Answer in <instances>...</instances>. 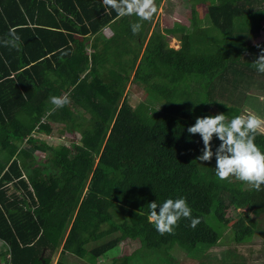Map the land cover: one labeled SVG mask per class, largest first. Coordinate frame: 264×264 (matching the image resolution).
<instances>
[{
	"label": "trees",
	"instance_id": "obj_1",
	"mask_svg": "<svg viewBox=\"0 0 264 264\" xmlns=\"http://www.w3.org/2000/svg\"><path fill=\"white\" fill-rule=\"evenodd\" d=\"M187 3L193 28L162 32H180V47L170 48L155 27L140 55L146 35L132 36L136 17H118L103 0H0V41L10 29L21 38L19 51L0 43V264H51L57 251L55 264L69 257L96 264L107 254L109 264H133L140 252L170 264L173 248L198 260L224 233L236 246L256 235L264 191L220 182L214 158L197 160L203 142L187 128L197 117L239 115L223 101L238 87L247 91L251 74L264 90V74L252 66L264 48V0L210 1L201 27L194 15L206 2ZM127 82L145 102H120ZM63 95L71 103L53 110L49 98ZM55 124L79 132L80 143L27 147L35 142L25 141L29 135H50ZM219 143L213 140V151ZM255 143L264 151V133ZM33 149L49 162L37 165ZM179 197L200 223L192 228L182 219L174 235L161 236L148 204ZM239 209L248 224L230 225ZM125 240L139 247L112 255Z\"/></svg>",
	"mask_w": 264,
	"mask_h": 264
},
{
	"label": "clouds",
	"instance_id": "obj_2",
	"mask_svg": "<svg viewBox=\"0 0 264 264\" xmlns=\"http://www.w3.org/2000/svg\"><path fill=\"white\" fill-rule=\"evenodd\" d=\"M103 5L118 17L135 16L137 22L130 25L133 35L141 32L143 24H150L158 12L156 0H103ZM149 28L151 29L150 26ZM152 30L153 28L149 34ZM20 40L15 29H10L9 38L0 43L19 51ZM252 66L259 74H264V48H261L252 61ZM49 99L53 110L71 103L67 95L51 96ZM261 129H264V118L245 108L244 114L232 118L223 113L197 117L194 125L187 128V132L189 135H199L202 139V154L197 160L210 163L214 158L215 176L220 182H240L249 190L260 192L264 191V151L255 140ZM214 139L220 142L215 151L212 146ZM148 208V220L161 236L174 235L182 219L189 220L192 228L200 223L199 218L192 216V209L184 197L169 198L160 204L151 202Z\"/></svg>",
	"mask_w": 264,
	"mask_h": 264
},
{
	"label": "rangeland",
	"instance_id": "obj_3",
	"mask_svg": "<svg viewBox=\"0 0 264 264\" xmlns=\"http://www.w3.org/2000/svg\"><path fill=\"white\" fill-rule=\"evenodd\" d=\"M188 0H165L162 1L159 6H158V12L154 15L152 21L150 24H143L142 30L139 34L133 35V37H136L137 40H140L141 37L142 39L147 33V30L149 26L151 29L157 28L158 31L161 33L167 29H177V28H184L188 29L193 25H191V7L187 3ZM190 1V0H189ZM210 1L214 0H204L206 4H202L201 7L200 5L197 6V10L194 17L195 19V24L197 27H201L203 23H205V13L207 9V5H209ZM199 8V9H198ZM137 20V18H136ZM191 28V29H192ZM145 36L146 38L143 39V42L141 44L140 48V55L143 53V50L145 46V43L148 41V36L150 35V30ZM106 33V32H104ZM164 33V32H163ZM262 33V32H260ZM180 32H178L177 35H166L163 34L165 37V42L166 44L173 49H178L180 47V42L176 38L180 37ZM102 35V34H101ZM105 35L110 36V33H106ZM262 38L264 39L263 34L258 38V41ZM122 40L126 42L124 34L122 37ZM130 45H132L131 42H129ZM134 44V48L136 47V44ZM86 49V46H85ZM232 54V53H231ZM123 53H120V58H122ZM232 57V56H231ZM103 66L101 65L100 69H102ZM251 80L249 81V85L247 86V91L245 87L243 88V92L241 89L238 87V94H241V96L244 98V102L240 103V100H236L237 97L234 99L229 100L230 95L228 97V103L224 100L223 103L225 102L227 104L234 103L236 106L239 108V115L244 114V109L247 108L251 111V113L256 114L262 118H264V90L260 86L259 79H257L255 74H251ZM243 84V83H241ZM125 89L123 92V96L120 99L121 100L126 97L128 103L135 107L141 102H145V94L144 93H139L137 90L133 88V86L128 85V82L125 84ZM136 91L138 93H136ZM236 92V91H235ZM229 93L226 94V96ZM234 101V102H233ZM155 107H159V102L154 101ZM78 111H83V109H78ZM215 111V108H212V112ZM57 127L52 135L50 136H44V135H38L32 133L31 135L26 138L27 139H34L35 142L30 143L27 141V147H32L34 145H37L38 147L41 146V143H44L45 145L52 146V147H58V146H66L70 147V144L73 142H79L81 139V134L79 132L72 131V133L69 132H63V127L62 125L55 124ZM262 133H264V129L260 130ZM24 141V146H26V143ZM32 154L37 157L38 164L37 165H43L44 163L49 162V157L46 158V154H44L41 150L38 149H33ZM96 162V161H95ZM35 168V167H34ZM30 172H33V169L29 167L27 170H23L24 177ZM244 209H239L238 212L235 213L234 219L230 223H234L238 219H243L242 223L245 225L248 224V221L244 219ZM122 215V210L121 209H116V214H115V219L120 218ZM264 219V216L263 218ZM256 226L254 222V227L256 226V235L253 237V239L248 242V243H243L242 245L236 246L234 242L230 239V236L226 233L223 234L219 242L211 249L205 252L204 257L201 259H193L190 257L191 255L188 254L186 251L179 249V248H173L170 252V255L173 259H171L170 264H263L264 263V220L259 222ZM262 230V233L259 231ZM94 245V243L92 244ZM139 247V244L137 241H129L125 240L122 241L118 244L117 248H114L112 250V255L115 256H122V255H130ZM145 252V251H144ZM59 252L57 251L56 253L53 254V257L51 259V264H55L57 257H58ZM155 254V253H154ZM234 255V256H233ZM111 254H107L104 257H101L98 259L96 264H109V257ZM68 259V264H87L81 260H78L74 257H69ZM133 264H167V263H161L157 255H149V253H146V256L140 252L138 255H136L132 261Z\"/></svg>",
	"mask_w": 264,
	"mask_h": 264
},
{
	"label": "crops",
	"instance_id": "obj_4",
	"mask_svg": "<svg viewBox=\"0 0 264 264\" xmlns=\"http://www.w3.org/2000/svg\"><path fill=\"white\" fill-rule=\"evenodd\" d=\"M162 1H164L165 2V0H159V4L162 2ZM104 32H106V33H110L109 31H107V29L106 28H104L103 30H102V32H101V34H102V36L105 38L107 35H105L106 33H104ZM86 52L88 53L89 51H92V48H91V46H90V42H89V44L87 45V47H86ZM101 67V66H100ZM100 67H98V69L97 70H100ZM82 77V76H81ZM235 97H237V99L238 98H242V96H241V94H238V92L236 91V92H234L233 94H231L230 95V98H229V100H232V99H234ZM34 134H38V135H44V136H50V135H52V134H50V135H45V134H41V133H36V132H33ZM0 245H1V243H0ZM2 250V249H1Z\"/></svg>",
	"mask_w": 264,
	"mask_h": 264
},
{
	"label": "water",
	"instance_id": "obj_5",
	"mask_svg": "<svg viewBox=\"0 0 264 264\" xmlns=\"http://www.w3.org/2000/svg\"><path fill=\"white\" fill-rule=\"evenodd\" d=\"M43 252H44V251H42V253H41L40 257H39L40 259H42V256H43Z\"/></svg>",
	"mask_w": 264,
	"mask_h": 264
}]
</instances>
